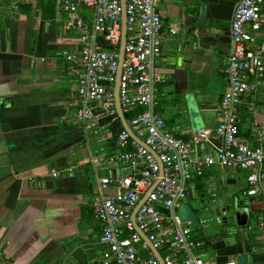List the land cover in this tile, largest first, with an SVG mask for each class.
Returning <instances> with one entry per match:
<instances>
[{
	"label": "crops",
	"instance_id": "crops-1",
	"mask_svg": "<svg viewBox=\"0 0 264 264\" xmlns=\"http://www.w3.org/2000/svg\"><path fill=\"white\" fill-rule=\"evenodd\" d=\"M237 2H159L163 29L157 68L167 81L156 85L157 110L179 138L190 140L199 128L215 129L222 118L220 101L228 88L223 67ZM62 17L56 16L52 0H0V263L101 264V223L92 208L99 174L127 172L110 159L117 152L115 122L102 118L88 129L75 118L77 66L66 57L81 44L77 33L66 31ZM176 24L186 29V41L181 33H170ZM254 35L264 56V8ZM187 96L201 109L196 124L186 110ZM239 127L243 141L260 143L264 86L240 106ZM106 130L111 148L103 137L93 150L91 135ZM212 142L197 144L194 156L214 153L222 145L216 134ZM93 157L100 160L99 169ZM54 169L59 176H53ZM194 181L197 191L178 215L205 242L196 252L207 264L236 260L237 251L246 254L248 264H264V227L259 224L264 196L247 194V171L213 166ZM206 194L220 196L213 200L222 204L216 205L220 212L236 200L251 208L253 230L246 241L228 247L216 241L215 226L200 223L198 203Z\"/></svg>",
	"mask_w": 264,
	"mask_h": 264
},
{
	"label": "built area",
	"instance_id": "built-area-1",
	"mask_svg": "<svg viewBox=\"0 0 264 264\" xmlns=\"http://www.w3.org/2000/svg\"><path fill=\"white\" fill-rule=\"evenodd\" d=\"M52 1L56 16L64 14L66 31L77 33L81 44L66 57L77 66L76 120L89 129L102 118L120 119L114 89L122 37L121 0ZM159 2L125 0L127 39L119 100L130 128L148 147L123 126L115 142L117 152L110 159L127 172L99 174L92 208L101 223V264H162L154 249L160 251L164 264H207L196 252L205 242L193 236L191 222H184L176 210L197 191L194 179L213 166L247 171V194L264 196V135L251 146L240 138L239 127L240 106L264 86V56L254 35L262 25L264 0H238L231 24L232 46L223 67L228 88L220 101L222 118L215 129L199 128L190 140L171 132L157 110L156 85L167 81L157 68L163 29ZM169 31L187 40L180 24ZM213 134L222 145L214 153L195 157V146L203 141L213 144ZM92 162L99 169L100 160L93 157ZM52 174L60 172L54 169ZM260 225L264 227V218ZM217 264L239 263L236 259Z\"/></svg>",
	"mask_w": 264,
	"mask_h": 264
},
{
	"label": "water",
	"instance_id": "water-1",
	"mask_svg": "<svg viewBox=\"0 0 264 264\" xmlns=\"http://www.w3.org/2000/svg\"><path fill=\"white\" fill-rule=\"evenodd\" d=\"M122 7H123V15H122V37H121V43H120V54H119V68L117 73V80L115 83V89H114V96H115V103L118 110V114L120 116V119L122 121L123 126L130 132L131 136L139 141L143 146L148 147V145L138 138L136 134L133 132V130L130 128L129 124L126 121V118L124 116V113L122 111V107L119 100V86L124 66V60H125V45H126V39H127V16L125 11V0H121ZM186 104V110L190 113L191 117L193 118L194 123L196 124L197 118L201 114V109L196 105L194 100L187 96L185 100ZM147 197V195L144 196L142 201L139 203V205L135 208L133 212V220H135V214L139 206L142 204L144 199ZM230 208L228 210L226 217L222 218V220H219L218 224L215 225V228L217 230L215 234L216 241L224 242L226 246L230 247V245H234L237 243H242L243 241H246V239L249 238V235L251 231L253 230L252 225V219H251V208L249 206L243 205L239 201H232L230 203ZM218 214H220V211H218ZM261 223V222H260ZM259 223V224H260ZM138 231L141 233L142 237L147 240V236L144 232H142L138 227ZM237 251V250H236ZM154 252L156 256L159 258L162 264L163 258L160 255V251L157 249H154ZM237 255L238 263L239 264H248V258L246 254L241 253L239 251L235 252Z\"/></svg>",
	"mask_w": 264,
	"mask_h": 264
},
{
	"label": "rangeland",
	"instance_id": "rangeland-1",
	"mask_svg": "<svg viewBox=\"0 0 264 264\" xmlns=\"http://www.w3.org/2000/svg\"><path fill=\"white\" fill-rule=\"evenodd\" d=\"M157 102L159 103V96L157 97ZM158 107V105H157ZM109 132L106 130L105 132H100L95 135H91L90 139H91V144H92V149L95 150L96 147H98L99 144V140L102 141L103 137L105 138V146H107V148H111V144L110 142H108V140L106 139L108 137ZM107 140V141H106ZM98 142V143H97ZM87 144V143H86ZM115 150H117L115 148ZM220 196H212V195H208L206 194L202 199L199 200V212H198V217L201 218V220H203L204 222V227H210V226H215L216 224H218L219 220H222V218L226 217L229 208L231 207L230 204L228 205V208H226L225 210L221 209L220 214H218V211L216 209V205L218 202H213V200H217L219 199ZM188 200V199H187ZM185 200V201H187ZM221 203H218V207H221ZM177 214L180 215L179 210L177 209ZM199 254V253H198ZM203 255V254H202ZM203 257H205L203 255Z\"/></svg>",
	"mask_w": 264,
	"mask_h": 264
},
{
	"label": "trees",
	"instance_id": "trees-1",
	"mask_svg": "<svg viewBox=\"0 0 264 264\" xmlns=\"http://www.w3.org/2000/svg\"><path fill=\"white\" fill-rule=\"evenodd\" d=\"M126 117L127 118H129V116L128 115H126ZM104 119H109L110 120V118H104ZM115 122V123H114ZM113 123L115 124L114 126V129H116V130H114V133H115V138H114V140H115V142H116V139H117V136H118V134H119V132L123 129V124H122V122H121V120L120 119H118V120H116V121H114ZM116 131V132H115Z\"/></svg>",
	"mask_w": 264,
	"mask_h": 264
}]
</instances>
